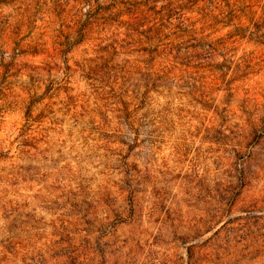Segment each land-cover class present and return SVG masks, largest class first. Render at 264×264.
Instances as JSON below:
<instances>
[{
  "label": "rangeland",
  "instance_id": "obj_1",
  "mask_svg": "<svg viewBox=\"0 0 264 264\" xmlns=\"http://www.w3.org/2000/svg\"><path fill=\"white\" fill-rule=\"evenodd\" d=\"M0 264H264V0H0Z\"/></svg>",
  "mask_w": 264,
  "mask_h": 264
}]
</instances>
